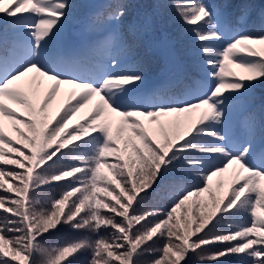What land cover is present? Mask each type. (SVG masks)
<instances>
[{"label":"snow or ice","instance_id":"1","mask_svg":"<svg viewBox=\"0 0 264 264\" xmlns=\"http://www.w3.org/2000/svg\"><path fill=\"white\" fill-rule=\"evenodd\" d=\"M69 7L0 0V210L10 214L0 220V264H222L229 256L264 264V123L247 114L236 139L220 127L227 106L243 110L264 80V11L254 18L249 0L216 10L174 0L204 75L134 94L143 76L115 57L101 70L79 51L49 50ZM125 14L121 4L97 18L119 23ZM150 26L132 20L98 46L132 52ZM256 26L258 34L245 30ZM225 173L227 186L217 179L214 192L213 178ZM53 185L61 192L42 203Z\"/></svg>","mask_w":264,"mask_h":264},{"label":"trees","instance_id":"2","mask_svg":"<svg viewBox=\"0 0 264 264\" xmlns=\"http://www.w3.org/2000/svg\"><path fill=\"white\" fill-rule=\"evenodd\" d=\"M213 10H216L218 5H223L225 2L236 3L238 0H204ZM252 5L254 18L258 17L261 11H264V0H249ZM70 7L67 10V15L62 21L69 22L73 26L84 24V29L80 31V27L76 33L81 34V46L84 53L90 52V45H96V43L103 37L101 31H94V25L104 24L107 20L103 17L97 18L98 13H103V16H107V13L115 8L117 5L123 4L125 6V16L121 18L119 23L114 21L109 25L110 31H122L126 25L132 21H145L150 20V30L147 31L139 43L135 46L132 52H125L119 48H113L111 53L112 57L121 61L122 59L127 61L125 69L135 70L140 72L143 79H148L153 73L160 71H166V77H180L184 79H194L199 77L201 71V62L198 55L199 42L196 41L190 27L185 25L180 19L174 7V0H69ZM251 34L255 35L260 33L258 26L249 27L245 29ZM63 33V32H62ZM10 37V34H9ZM163 48H168L177 62L176 71H173L171 65L165 60L161 54ZM159 73V74H160ZM246 99L248 101L247 107L255 105L254 109H249L248 113L256 114V120L258 123H264V80H260L255 83L253 87L246 93ZM23 127V125H20ZM14 138L18 139L16 133L11 130L10 126L5 129ZM13 133V134H11ZM260 130L257 129V136L259 137ZM22 148L21 145H16ZM23 150V148H22ZM12 158H19L13 156ZM12 168L14 166H8ZM213 191H216L215 181L222 179L225 181L223 187L227 186V177L222 175L220 177H214ZM10 183L14 182L11 178H6ZM8 185L6 184L5 187ZM223 187L220 191H223ZM62 188L58 185L46 187L39 194L38 198L43 203L45 200L51 197H57ZM0 194H3L0 190ZM204 199H207V193L204 194ZM153 205L152 201L146 202L145 207ZM153 206L160 208H167L170 205L167 201L156 202ZM5 215L0 210V220ZM61 234H70L68 229H61ZM106 231H102L101 235H107ZM53 237H45L42 244L45 247L50 246V241ZM159 244V242H157ZM156 246V245H154ZM86 254H81L77 259L83 261ZM153 257L145 254L141 257L142 260L152 259ZM39 259V257H38ZM222 264H240V257L229 256L222 259Z\"/></svg>","mask_w":264,"mask_h":264},{"label":"rangeland","instance_id":"3","mask_svg":"<svg viewBox=\"0 0 264 264\" xmlns=\"http://www.w3.org/2000/svg\"><path fill=\"white\" fill-rule=\"evenodd\" d=\"M70 27L71 26H70V23L69 22L65 23L64 21H62V23L60 24L59 29H58L56 35L53 37V39L51 40V42L49 44V50L50 51H61L62 49H65V48L67 49L68 47L74 46L79 41L78 39H76L75 42H73L74 40L71 39V38H69L67 40H65V38H64L63 48H59L58 44L60 42L61 31L62 30L63 31H66ZM91 29L94 30V31H98V32L101 31V34H102L103 37L107 33L111 32L110 29H109V25L108 24L107 25L106 24L94 25L93 28H91ZM78 38H79V35H78ZM215 44H216V46H220L221 42L217 41V42H215ZM161 54L164 56L165 60L167 62H169V63H172L173 66H177L178 65L177 62L175 61L174 57L172 56L170 50L168 48H163ZM97 61H98L97 59H94V61H92V62H97ZM101 61L102 60L99 59V62L100 63H101ZM68 87L69 86H67V85L61 86V88H62L61 93L53 101V105H52L53 110L55 108L59 107L60 104L62 103L63 99L66 98ZM12 107H16V106L15 105H12ZM90 107H91V105H89L88 108L82 109L81 112L77 114V118H83V117H85L87 115ZM227 107L229 109L228 115L225 117L224 123L220 127L222 128V130L224 132L228 133L230 136H232V137H235V136L240 137L241 132L243 130H240V128H238V130H237L238 133H237V135L234 136L235 130H234V128L233 129L231 128V121L236 116V113H238L241 109H239L237 107H234L231 104H229ZM17 111L20 112V113H23V110L22 109L17 108ZM74 122H75V120L73 121V123ZM115 122H116V118H114V120H113V123L114 124H115ZM6 128H8V127H6ZM11 134H13V133H11ZM224 175H226V177L228 179V174L225 173V174H223V176ZM214 179L215 178H213V182H214Z\"/></svg>","mask_w":264,"mask_h":264}]
</instances>
